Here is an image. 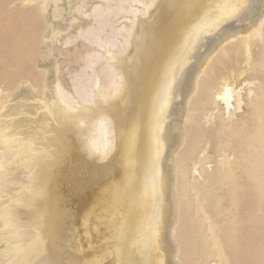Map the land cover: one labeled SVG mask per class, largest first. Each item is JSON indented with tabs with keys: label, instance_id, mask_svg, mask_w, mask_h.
I'll use <instances>...</instances> for the list:
<instances>
[{
	"label": "bare ground",
	"instance_id": "obj_1",
	"mask_svg": "<svg viewBox=\"0 0 264 264\" xmlns=\"http://www.w3.org/2000/svg\"><path fill=\"white\" fill-rule=\"evenodd\" d=\"M23 2L37 5L44 29L39 36L31 32L35 46L8 61L12 67L27 57V69L0 78V264L55 263L53 251L35 250L49 241L39 228L47 212L43 197L57 200L63 190L84 200L75 226L64 229L66 217L56 227L72 243L69 264L187 260L193 235L183 221L187 194L195 197V213L207 222L221 264L224 254L203 193L212 179L233 170L232 153L221 141L211 173L207 145L186 151L207 100L211 109L199 123L221 134H235L251 107L258 121L247 145L256 162L250 174L263 178L264 0ZM68 30L74 35H64V47L82 42V49L74 47L75 61L66 54L67 64L81 69L73 80L81 96L69 88L57 59L63 51L53 55Z\"/></svg>",
	"mask_w": 264,
	"mask_h": 264
},
{
	"label": "rangeland",
	"instance_id": "obj_2",
	"mask_svg": "<svg viewBox=\"0 0 264 264\" xmlns=\"http://www.w3.org/2000/svg\"><path fill=\"white\" fill-rule=\"evenodd\" d=\"M23 1L24 0H20V1H18V0H0V72L2 71V73H0V78H1V76H10L11 77L13 72H15L16 70L21 71L23 69H27L26 67L29 66L27 57H24L20 62H17L15 59L12 67L8 66L9 65L8 61L11 60L18 51L24 50V53H26L27 50H29V47L35 46L36 41L34 38L30 37L31 32L32 33L38 32V36H39L41 34V32H43V29H44V22H43V20H41V16L39 14H36V12L34 11V9L37 5H35L34 3L24 4ZM12 2L15 3V5H13ZM90 6L91 5L86 6L85 10L89 9ZM32 11H34V13ZM29 13H31V14H29ZM75 17H77V14L75 15ZM77 22H80V20L78 19ZM70 29L72 31L74 30L73 28H70ZM72 31H70V30H68L67 32L64 31L65 34L63 33L62 35L59 36V40L61 41L62 45H61V43L58 42L59 41L58 40L57 42H55V45H53L52 48H53L54 57H59L61 54L60 52L63 51V54H61L62 56L57 58V59H59V61L61 60L59 63H60L62 70H64V72L66 74L67 80L69 82V88H71L72 91L73 90H75V92L78 91L77 92L78 95L81 96L83 93L77 87H76L77 89H74L75 86H74V81H73V80H76V78H77L74 74L75 73L74 71L79 72V71H81V69L77 68L73 63H71V65L67 64L66 54L69 55V57L71 58L72 61H75L74 57L76 56V51L74 50V47L79 46V48L82 49V47H81L82 42L77 43V45H75L74 47H69V48H67L66 46L64 47V45H63L65 36H67L69 34L72 35L73 33L75 34V32L73 31V33H72ZM27 34H29L28 37H27ZM86 43L88 44L87 41H86ZM254 46L255 47H253V50H255V52H258L260 49V47H259L260 43H256ZM57 48H58V51H57ZM67 49H70V51L66 53ZM63 55H65V58ZM93 57L95 58L94 55H92V58L88 57L90 60H87V61L88 62L94 61L95 59H93ZM82 63L84 64L85 61ZM67 65H68V67H67ZM63 66H64V68H63ZM67 68H69V69L67 70ZM73 68L76 70H74ZM65 69L67 72L65 71ZM69 72L74 74L75 77L72 76L73 77L72 78L71 77L72 74L70 75ZM72 82H73V84H72ZM75 92H74V94H75ZM210 109H211V105H210L209 101L207 100L202 105L201 114L196 116L197 121L195 123L196 124L195 126H196L197 131H195L192 134L190 144H189V147L187 148L186 153L188 151H190L191 149L198 150V149L205 147L207 145L208 146V154H209V157L210 156L211 157L209 158V160H207V162H205V166H206V168L209 167V169H207V170L211 173H213L212 170L217 168L216 163L221 157L220 156L221 155V147L220 146L222 143L221 141H223L225 143L227 142L226 145L228 147V153H230V154L232 153V156H231L232 159H231V162H230L231 164L229 165L230 166L229 168L230 169L232 168L233 170H229L228 174H226L225 176H223L221 178H215L214 180L212 179L209 182V184L210 183L211 184L207 186L208 188L205 191V193L206 192L207 193L206 194L203 193L205 195V200H206L204 203V208H205L206 212L211 215V222L212 223L215 222L214 225L216 227L215 228L216 229L215 230L216 231L215 232L216 237L218 235L217 239H219L218 241L220 243L221 250L223 251V254H224V257L222 258L223 261L221 260V264H264V199H263L264 196H262V195H264V193H263L264 192V180H263L264 179V166H263L264 161L262 162V164L259 168V171L263 174V178L262 177L260 179L254 178L253 175L250 174V171H252V172L255 171V168H254L255 164H256V162L254 160L255 154L249 152L250 151V150H248L249 146H247L251 140V138H250L251 135H253L252 133L255 132V127H256L258 119H253V112H252L251 107H246L245 108L246 112L242 113V116H241L242 119H241V117L239 119L240 120V126H239L240 129L238 128L237 132H234L235 134H233V132H228V134L226 132L224 134L225 131H222V134H221L220 129H218L219 130L218 131L217 129H213L211 127L210 128L208 127L209 129L207 130V128L204 125H201L199 123L203 117V113L209 112ZM251 112H252V114H250ZM243 115H245V116H243ZM247 115L248 116L250 115L249 120L247 119V117H248ZM259 117L263 121V129L259 131V134H263L264 133V107H263ZM244 119H245V121L247 119V121L245 122ZM217 123H218V121L216 120L215 124H217ZM245 125H246V127H244ZM243 128L245 129V131ZM211 129H213V130H211ZM247 132L249 134H247ZM223 136L224 137L226 136V137L224 138ZM230 140H232V141H230ZM237 140H238V142H237ZM244 140H246L247 143L244 142ZM237 146H239V147L237 148ZM218 147H219L220 152L218 150ZM234 149H235V151H234ZM261 149H262V151H264V146ZM245 152H246V156H245ZM247 152H249L250 155H248ZM87 154H88V156L90 155L89 152ZM95 156L96 155H90L91 159L90 158L89 159L94 161L96 159V158H94ZM217 156H218V159H217ZM233 156H235V157H233ZM194 158H195V155H191L188 160L192 161ZM240 159H241V161H240ZM234 166H236V167L234 168ZM244 168H246V169H244ZM245 170H248V171H245ZM232 171H234L233 174H232ZM244 171L246 172V174L244 173ZM214 172H215V170H214ZM231 174H232V176H230ZM261 179H262V182H260ZM225 184H226V186H225ZM255 188L257 189V191ZM231 189H232V191H230ZM67 191L68 190H66V191L63 190L61 192V194L59 193L60 195L57 194V196H55L57 198V200L50 199L51 194H49V193H48L49 195L47 194L43 197V198H46V199H43V202L45 203V206H46L45 211H47V212L44 213V217H43L44 219H42L40 221L39 228L41 229L40 231L44 235V237H43L44 241L45 240H49V241H46L48 244L44 242L46 245H44L43 247L39 243V245L37 247H38V249L41 248V250H39V251L35 250V251H37L38 253L41 251H45V250L50 251V252L53 251L52 255L55 256V258H54L55 263L54 264H57L58 261H59L58 264H69L70 260H71L70 259L71 254L73 253V250L70 249V244L72 245V243L68 242V241L66 242V240H68V237L66 239L65 234L61 233V235H59L57 233L56 227H58V223L62 220H65V218L67 217L66 220L63 221L65 224L62 223L63 225L62 224H60V225L63 226L64 229H68L69 225L71 228L73 223H74L73 226H75L76 222H74V221H76L79 217H81L83 215L82 213L84 212V206H83L84 200H83V198H81L82 196L76 194L74 191H71L72 193L70 191H68V192ZM259 191H260V193H259ZM211 192H212V194H211ZM261 192H262V194H261ZM208 193L211 194L212 196L209 195ZM60 196H62V197H60ZM67 197H69L70 199ZM207 197L208 198L211 197L210 198L211 202ZM259 198H260V201H259ZM62 199H63V201H62ZM64 199H66V200H64ZM67 200H68V202H67ZM69 200H71L72 203ZM58 201H61L62 203L61 202L57 203ZM185 201H186L185 212L187 215V216H184V218H183V221L186 223L185 230H188V228H192V230H193V235H192L191 239L188 241L189 247H188L187 252L189 253V258L186 260V258H183L180 256V257H178L180 260L175 258L174 263L175 264H193V263L194 264H218V261L220 259L217 256L218 252H219V251H217L218 247H215L216 246V243L214 242L215 239H214V237H212L210 235V233L207 229L208 228L207 222L205 220H203L197 213H195V212H197V206H196V200H195L194 195L187 194V197H185ZM194 204H195V206H194ZM62 205H63V207H62ZM65 207H67V208H65ZM72 209H74V210H72ZM61 211L64 212V214H61ZM69 212H71V214H69ZM68 214H69V216H67ZM57 215L59 217V218L58 217L57 218L61 219V220H57V218H55ZM73 218H76V219H73ZM69 219H71V222L68 221ZM261 224H263V225H261ZM66 226H67V228H66ZM175 238H176V239H174L175 242L177 240V243H179V239L177 237H175ZM211 239H212V241H211ZM58 240H61V241H58ZM55 241L57 244L55 243ZM58 242H60V243H58ZM212 242H214V243L212 244ZM61 243H62V245H61ZM65 243H66V245H64ZM58 245H61V247ZM37 247H36V249H37ZM44 247H45V249H44ZM42 249H44V250H42ZM68 250H71V252ZM35 251L32 252L31 256H33L34 254L37 253ZM57 253L59 255H57ZM69 256H70V258H69ZM57 257L59 259L58 261L56 259ZM166 261H165L166 262L165 264H171L170 259H166ZM181 261H182V263H181Z\"/></svg>",
	"mask_w": 264,
	"mask_h": 264
}]
</instances>
